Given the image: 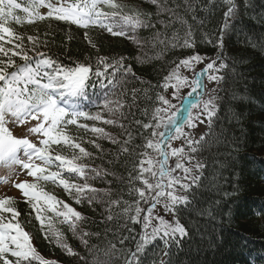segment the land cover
<instances>
[{"label":"trees","instance_id":"trees-1","mask_svg":"<svg viewBox=\"0 0 264 264\" xmlns=\"http://www.w3.org/2000/svg\"><path fill=\"white\" fill-rule=\"evenodd\" d=\"M115 2L122 5V12L103 5L98 7L104 12L120 14L101 17L88 27L47 15L33 24L12 25L18 34L39 36L41 42L47 41L40 51L65 68L83 65L92 69L84 89L88 99L81 98V107L92 114L100 112L104 119L116 123L83 119L79 123L88 124L89 129L102 127L117 143L89 129L69 125L67 134L90 155L83 156L78 149L65 144L51 146L55 155L66 159L80 156L75 163L84 168L85 176L62 171L64 178L77 185H90L97 191L80 196L77 203L75 190L70 195L52 181L40 180L34 184L37 191L67 203L80 214L79 220L72 218L66 222L44 202H39L41 219L38 220L32 207L35 201L30 203L15 196L4 199L15 202L14 207L20 213L18 222L31 238V246L47 264H127L144 225L130 219L135 215L134 202L138 197L128 192L133 156L122 152V146L130 133L131 143L126 145L129 150L147 151L154 158L157 153L154 150L136 147L143 145L151 132L142 129L136 121H150L154 108L160 106L157 96L171 98V87L167 91L162 87L165 77L180 61L199 55L202 62L197 63V72L211 60L226 67L214 73L221 77L214 81L215 115L196 140L197 151H188V157L192 158L187 160L189 166L197 161L203 164L193 175L199 176V180L184 193L190 203L178 206L173 215L188 234L183 238L177 236L178 243L170 242L167 248L157 237L138 254L139 260L141 264H154V261L159 264L160 260L166 264H264V0H247L246 6L245 0H235L237 15L229 19L230 27L223 35L227 11L224 0H160L159 9L151 0ZM137 12L142 13L139 19L144 24L154 27H133L122 19L123 15ZM18 14L25 15L19 10ZM101 25L110 26L113 31L123 28L125 35H113ZM186 39L192 42L191 47L184 46ZM24 43L28 45L26 39ZM105 64L112 67L107 68L106 78H98L95 72L103 71ZM105 99L119 100L124 106L113 115L103 108ZM158 131H162V126ZM159 138L152 139L155 142ZM59 163L54 161L50 172L61 171L57 167ZM149 179L152 180L150 176ZM136 185L143 187L139 181ZM117 200L119 205L112 203ZM128 204L133 205V210L125 213L123 209ZM140 206L146 210L149 205L141 201ZM57 210H63V204ZM109 215L112 219H108ZM70 223L75 224V231ZM57 234L76 255H68L58 246ZM165 251L169 255L165 256ZM32 264H40V260H33Z\"/></svg>","mask_w":264,"mask_h":264},{"label":"snow or ice","instance_id":"snow-or-ice-1","mask_svg":"<svg viewBox=\"0 0 264 264\" xmlns=\"http://www.w3.org/2000/svg\"><path fill=\"white\" fill-rule=\"evenodd\" d=\"M159 9L161 8L160 0H151ZM227 6V11L224 13L223 31L229 29V19L237 15V5L235 0H224ZM247 0H245V6ZM98 5L106 6L109 9L120 10L122 12V5L115 2V0H84L83 3L75 2L54 4L51 0H26V3L21 0H0V160H9L12 163L20 165L24 170H27V175L34 177L37 181H52L63 186L65 191L71 195L73 190L77 194L76 202L80 203V196L86 195L88 192H96L97 190L91 188L90 185H77L70 183L69 179L62 176V171L75 173L81 178L85 176L84 168L75 163L80 159V156L73 155L72 159H66L62 155H51L50 149L53 144L69 145L72 149H78L83 156L90 155L85 151L79 143L73 141L72 137L66 132L69 125H76L81 129H89L86 123H79L82 119L85 121H100L103 124H115L113 119H104L103 115L98 112L92 114L85 111L81 107V98L88 99L84 89L85 82L89 77L92 69L89 66L78 65L75 68H65L57 60L47 56L40 48L46 46L47 41L41 42L39 36L18 34L12 27L13 24L23 25L24 23L33 24L37 21H42L46 17L40 13L41 8H46L47 17L55 18L56 20L69 21L71 23L88 27L90 23H97L101 17L107 18L109 15L116 16L120 12H104ZM18 10L25 15L22 17L18 14ZM142 13L137 12L135 15H123L122 19L130 23L133 27H154V25L144 24L140 19ZM95 17V19L93 18ZM107 28V31L113 35H125L123 28L119 31H113V28L106 25H101ZM25 39L28 45L24 43ZM184 46L191 47L192 42L185 40ZM223 46V40H220V47ZM19 58V61L16 59ZM22 62V63H21ZM199 55L180 61L176 69L165 77V83L162 87L165 91L169 87L174 91L171 93L172 97H176L181 87H190L191 91L188 98L197 94L201 90V83L195 79L189 81L186 77L179 75V68L181 66L190 68L193 63H200ZM104 63V61H101ZM122 67V65H120ZM112 65L105 64L104 70H97L95 75L105 77L107 68ZM226 65L221 63L217 66L216 60L208 62L201 71L202 76H207L209 81H219L220 76L215 75ZM130 71V69H128ZM114 75V73H113ZM175 80V83L172 81ZM109 83H112L109 80ZM214 91V90H210ZM203 95H208L207 100H202V108L194 115L190 113V126L194 127L195 122L203 123L201 116L207 118L209 123L215 115V96L208 92H202ZM157 99L160 101V106L154 108L151 119L147 123H141L145 131L151 129L148 136L145 138L146 142L143 145H137V148L152 149L159 154L162 159L154 161L147 151L136 152L132 151L126 146L131 143V134L129 133V140L124 141L122 152L129 153L133 156L131 169L129 171L128 185L129 195H135L138 198L135 200L134 212L135 215L130 216L133 223H143L144 232L141 234L139 241L136 244V249L127 258V264H141L138 254L142 253L146 246L152 243L159 237L167 248L171 243H178L177 236L183 238L188 233L184 226L178 219L174 223H169L157 214L154 215V209L158 204H163L166 212L175 213L178 211V206H187L190 203L188 195L182 194L190 191L192 185L196 184L199 176H191L194 169L200 170L203 164L197 161L192 167H185L183 160L185 158L191 160L187 153L184 152L183 147H171V141L179 139L184 135L181 128L175 129L174 135L169 137L168 147L171 151H164L159 140H154V137H163L164 132L158 131L161 128L165 113L168 108L172 106V101L164 96L158 95ZM123 104L119 100L105 99L103 108L111 114H115ZM165 106H168L167 108ZM190 108H196L197 105L190 104ZM147 111V110H146ZM178 115V114H177ZM14 118L12 123L24 126L22 132L24 135L21 138L13 136L12 132L7 127L8 117ZM29 121H36L35 124L30 125ZM169 123H174V119L169 117ZM123 127V125H121ZM26 129V132L24 131ZM94 134L102 135L104 138L112 140L113 143L117 141L104 132L102 127L92 126L89 129ZM28 136H33L40 141V147L33 143ZM40 137H43L40 139ZM203 139V138H201ZM184 143L188 145L191 152H196L199 141H194L189 137H185ZM96 147H99L97 144ZM23 152V156L18 155ZM170 157H176L174 166H169L168 161ZM26 158V159H25ZM40 160L42 165H37L34 161ZM54 161H59L57 166L61 171L50 172L48 169L53 165ZM159 164L156 170V164ZM180 170L182 175L173 176L172 173ZM95 171V170H94ZM147 174V175H146ZM96 175H100L96 172ZM149 176L152 180L149 179ZM167 177V183H163L164 178ZM139 181L143 187H137L136 182ZM23 193L28 201L32 204L33 210L37 211V219H41L38 207L39 202L43 201L49 210L55 211L57 215L63 216L66 222H71L72 218L80 219V214L71 208L67 203L57 201L56 198L42 190L37 191V184L34 183H20L15 185ZM164 198V199H162ZM149 205L145 210L140 206V202ZM91 202V197H89ZM14 201L11 199L0 200V264H32L33 260H40V264H47L31 246V238L28 233L24 232L20 223L17 220L20 213L14 207ZM117 205L120 201H112ZM63 204V210H57L58 206ZM133 210V205L128 204L123 211L129 213ZM146 211V215L142 216V212ZM10 213L6 217L3 214ZM108 219H112L111 215ZM158 220V224H153V220ZM15 221V222H14ZM70 227L75 231V224L70 223ZM151 228L149 232L148 229ZM87 236L88 233H84ZM126 239V238H124ZM58 246L65 249L68 255H76L73 250L62 242L60 235L57 234L56 240ZM85 244L87 241H83ZM120 243H123L121 239ZM113 249L115 244L111 246ZM167 256L169 253L164 252ZM154 264L156 262L154 261ZM159 264H166L164 260H160Z\"/></svg>","mask_w":264,"mask_h":264},{"label":"rangeland","instance_id":"rangeland-1","mask_svg":"<svg viewBox=\"0 0 264 264\" xmlns=\"http://www.w3.org/2000/svg\"><path fill=\"white\" fill-rule=\"evenodd\" d=\"M52 3L57 4V3H64L65 0H51ZM68 3H70L69 1H67ZM43 15H47V9L43 8L39 10ZM198 64L197 63H193L192 66L190 68H185L183 66H181L179 68V75L181 77H186L190 82L193 81L194 78V74L195 76L197 75V77L195 78L196 80H199L201 83V90L197 92V94L192 95L190 98H188V94L191 91L190 87H181L179 92L177 93L176 97H172L170 98V100L172 101V106L170 108H168V110L163 113L162 115L164 116V120L162 122V132L165 133V135L163 137L159 138V141L161 142V147L162 150L164 151H171V148H169L168 142H169V137L174 135L175 133V129L177 127L181 128L184 135L181 136L179 139H175L171 141V147L176 148V147H183L184 152L187 153L188 155V151L189 147L187 144L184 143L185 137H189L191 139H193L194 141H196L206 130V126H207V118L204 116H201V119L204 121L203 123L200 122H195V126L192 127L190 126V122H189V117H190V113L191 114H195L196 112H198L200 110V108H202V100H207L208 99V95H203L201 97V93L202 92H208L210 95H213V91L210 90H214V81H209L207 79V76H202L201 72H197L199 69L197 68ZM170 91H174V89L170 88ZM185 100H188L186 109H185V114L183 116V118H181L180 116V110H181V106L183 104V102ZM190 104H195L197 105L196 108H190ZM166 108L168 106H165ZM178 114V115H177ZM169 117H172L174 119V123H169ZM8 123H7V127L9 128V131L12 132L13 136L17 137V138H21L24 135V132H22V129H24L23 125L20 124H14L12 123V120L14 118L12 117H8ZM36 121H29V124H35ZM26 132V129L24 130ZM28 138L35 143L38 147H40V141L39 139L33 137V136H28ZM43 137H40V139H42ZM50 154L55 156V154L53 152L50 151ZM18 155L23 156V152H19ZM26 159V158H25ZM162 159V157L159 156L158 153L154 154V161H158ZM177 158L176 157H170L168 164L169 166H174L175 160ZM187 158H185L183 160V163L185 165V167H190L189 164L187 163ZM189 161V160H188ZM37 165H42V162L40 160H35L34 161ZM159 168V164H156V170H158ZM53 168H51V166L49 167V171H52ZM195 173V169L193 168L192 172H191V176H193ZM173 176L175 175H182V172H180V170H177L176 172L172 173ZM37 180L34 177H31L29 175H27V170H24L20 165L12 163L9 160H0V200L4 199L5 197H18V198H22V199H28L27 197H25L23 195V193L20 191L19 188H17L15 185L20 184V183H34ZM163 183H167V177L164 178V180L162 181ZM184 194V193H182ZM164 199V198H162ZM43 202V201H40ZM162 217L163 219H165L167 222L169 223H174V216L172 213L166 212L163 208V204H158L156 209H154V215L157 214ZM147 213H145L146 215ZM75 218V217H73ZM159 221L158 220H153V224H158ZM148 231H151V228L148 229Z\"/></svg>","mask_w":264,"mask_h":264},{"label":"water","instance_id":"water-1","mask_svg":"<svg viewBox=\"0 0 264 264\" xmlns=\"http://www.w3.org/2000/svg\"><path fill=\"white\" fill-rule=\"evenodd\" d=\"M187 103H188V100H185V101L183 102L182 106H181V110H180V116H181V118H183V116H184V114H185L184 112H185V109H186Z\"/></svg>","mask_w":264,"mask_h":264}]
</instances>
